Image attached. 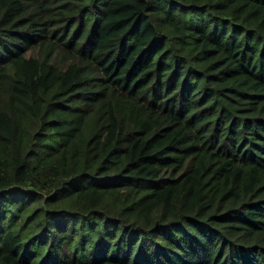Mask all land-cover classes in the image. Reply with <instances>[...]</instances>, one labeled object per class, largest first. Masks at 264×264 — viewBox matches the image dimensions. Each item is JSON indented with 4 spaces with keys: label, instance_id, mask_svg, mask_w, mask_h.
<instances>
[{
    "label": "trees",
    "instance_id": "1",
    "mask_svg": "<svg viewBox=\"0 0 264 264\" xmlns=\"http://www.w3.org/2000/svg\"><path fill=\"white\" fill-rule=\"evenodd\" d=\"M0 264H264V0H0Z\"/></svg>",
    "mask_w": 264,
    "mask_h": 264
}]
</instances>
